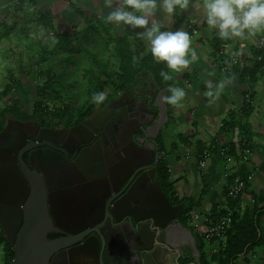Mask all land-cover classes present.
I'll list each match as a JSON object with an SVG mask.
<instances>
[{
	"label": "crops",
	"instance_id": "obj_1",
	"mask_svg": "<svg viewBox=\"0 0 264 264\" xmlns=\"http://www.w3.org/2000/svg\"><path fill=\"white\" fill-rule=\"evenodd\" d=\"M17 1L0 0V50L13 51L16 48L12 47L13 45L23 44L25 50L31 52L32 49L35 52L39 48L37 43L41 36L36 38L35 45H30L32 41L29 34L31 29L25 25L30 24V17H36V20L31 22L33 27L37 24L43 25L45 20L41 16L50 13L54 26L51 32L52 34L59 32L55 28L59 14H55V11L60 8L58 3L61 0H21L22 5L19 4V6H17ZM71 2L72 11L76 14L78 11L84 13L83 8H75L84 4L85 9L93 10L89 15L86 12L84 14L94 15L100 23L106 14L98 16L97 13H101L102 10L105 13L111 11L105 5L104 0H102V5L97 0H71ZM202 3L203 0H190L189 7L178 9L174 16L164 15L159 10L155 16V19L159 20L165 29L182 28L189 32L194 43L192 46L197 50L199 56V59L188 69L179 73L173 72L176 76L174 84L183 87L186 95L181 105L176 106L173 111V122L165 127L164 131L163 126L168 122H165L161 127L158 137L162 143L157 142L160 148V162L163 160L167 162L171 177L173 176L171 180L175 182V193L171 197L175 200L176 205L191 202L195 204L194 207L202 208L205 203V207H210L207 210L208 213L213 214L215 210L218 212L231 211L233 217L235 210L229 207L225 193L227 188L233 184L234 174L238 173L241 176L244 170L245 175L248 176L247 182L244 180L246 183L245 193L232 201H236V211L241 216L245 212L256 211L255 221L259 225L257 234L258 238L263 241L260 245L250 248L249 251L246 250L240 257V264H264V69L260 68L258 64L261 62L262 56H258V51L261 49L259 47L260 38L264 31H260L254 36L246 35L244 38L234 37L224 40L219 36L218 29H212L207 25L201 7ZM60 12L62 15L58 19L59 23H62L63 17L65 20L70 18L71 12ZM112 25L113 23H107L105 26L110 28ZM20 27L24 32L21 33V40L18 38L20 34L17 35ZM119 27L118 34L114 36L129 34L133 35L132 39H135V35L136 38H139L137 37L139 28L132 29L131 26L122 24ZM131 29L137 30L136 33H132ZM194 31L196 34L193 33ZM196 36L199 38L194 40ZM146 45L149 49L148 42ZM242 45L243 47H241ZM209 81L213 83L214 88L221 81L225 82V87L219 95L212 97L207 95ZM225 121L230 122L233 128L224 132L223 122ZM246 124L249 125V128L245 127ZM244 128L250 129L252 134L250 143L246 135L242 134ZM175 131L178 136L174 135ZM182 147L187 150L185 153L182 152ZM203 150L210 151L211 156L206 160L204 168L206 173L202 177V192L198 194V200H194V202L191 201L193 200V191L190 190L189 181L187 178L184 180L187 173L192 172L194 175V168H190V163L185 161L189 162L194 157L199 162V156ZM247 151L250 154L246 161L248 165L242 167L239 159ZM181 152L183 157L180 155ZM232 160L236 161L234 166H231L232 163H226ZM184 205L187 208V205ZM208 213H204V215ZM191 225L190 229L196 240L204 241L202 235L205 228H197L193 223ZM233 226L232 222L231 228ZM194 228L197 229L196 233ZM223 242L215 245L217 249L215 253L219 252ZM204 248H207L205 244ZM208 249L213 255L212 249L209 247Z\"/></svg>",
	"mask_w": 264,
	"mask_h": 264
},
{
	"label": "flooded vegetation",
	"instance_id": "obj_2",
	"mask_svg": "<svg viewBox=\"0 0 264 264\" xmlns=\"http://www.w3.org/2000/svg\"><path fill=\"white\" fill-rule=\"evenodd\" d=\"M140 80L136 85L130 86L116 96L109 97L110 93L107 96L108 99H105L103 106L96 105L95 110L80 122L66 121L49 124L43 119L36 120L35 122L39 125V131L42 133L30 140L22 149L24 151L22 159L31 172H35L41 176L39 172L42 170V174L43 172L49 174V181L45 180L47 187L45 195L49 209L52 205L53 213L56 211L58 214L57 221H55L51 213L54 225L61 224L70 231L77 230L79 229V224L82 225L92 221L89 218V214L95 211V216L93 215L92 217L94 218L93 228L102 224L105 231L111 235V248L104 254H99L95 240L93 239L94 235L86 236L83 234L86 231H82L77 235L79 236L78 240L82 239L81 242L77 244L75 242L69 249L59 252L61 253V260L58 264H115L113 257L115 258L114 252L118 250L115 247L117 238L124 239L128 245H130L131 240V244L137 243L136 239L134 240L136 236L132 228L133 222L127 218V215L131 213L136 219H141L147 214L134 212L131 209V207H135L133 206L134 202L148 207L154 200L158 199L155 193L160 189L171 204L177 206L171 195H167L163 191L158 178L159 169L156 170V167L160 163V159L159 163H156V158L157 155L160 158V148L157 144V138L161 132V128L158 132L156 127H153L150 132H146V129H149V125L144 126V124H141L142 122H149V120L155 119L154 114L151 113L152 111L158 112L155 125L158 121L162 124L165 122L163 96H160L158 101L159 108L156 109L149 101V79L144 80L141 77ZM145 101H147V108L143 107ZM91 118L95 122L98 121V124L94 123L93 125L95 131L89 130V133L93 136V140L90 144L79 148L80 152L84 151L87 154V158L78 161L77 158L72 160V156H70L68 162H58L60 170L63 172L62 174H67L70 177L55 178L54 175L57 171L58 163H56L55 159L47 161H41V159L43 154H56V149L60 150L61 147H54L52 143L54 141L49 142L47 137L66 133L67 135L61 136L62 138H57V141H63L66 143L68 149L71 150L75 145L71 141L70 136L76 137L75 134H72V129L82 125ZM89 136L81 135L79 137L88 139ZM31 155H33L35 167L30 164L29 158ZM17 165L20 167L21 163L18 161ZM39 169L41 170L39 171ZM78 173V176L72 177L71 175ZM89 177L92 179L91 181ZM104 177H111L112 180L105 184ZM77 181L78 183L82 181V183H77L76 186H66L69 183L73 184ZM61 184H65V187H61ZM106 190H130V202L122 204L120 200L124 194L118 196V191L107 194ZM29 196L23 200L22 209L29 202ZM11 202H15V200ZM11 202L9 204L12 206ZM111 210H114L116 219L111 214ZM184 214L180 216L179 220L185 216ZM123 217L125 224H117L116 220ZM96 221L98 222L95 223ZM141 225L147 226L146 228L154 236L152 223L147 221ZM182 225L186 227L183 223ZM188 229L192 231L190 228ZM56 232L57 229L55 228L54 232L48 234V239L51 241L71 239L66 238L62 232ZM183 243L182 239L180 244ZM81 244L84 247L79 249L77 246ZM188 244L190 245V242ZM151 246L152 252L159 258L158 260H160L161 264H201V260L199 261L194 257L195 253L190 249V246L189 249H182V246L179 245L174 252H171L163 244H156V241H153ZM12 249L14 251L13 247ZM62 252L65 255H62ZM127 253L128 256H131L132 251L129 252L128 250ZM138 263L137 258H135L134 264Z\"/></svg>",
	"mask_w": 264,
	"mask_h": 264
},
{
	"label": "water",
	"instance_id": "obj_3",
	"mask_svg": "<svg viewBox=\"0 0 264 264\" xmlns=\"http://www.w3.org/2000/svg\"><path fill=\"white\" fill-rule=\"evenodd\" d=\"M149 86V101L156 109H158L160 96L167 95L168 91L167 89L159 91V88L152 76L149 77ZM143 107L147 108V101L144 102ZM151 113L154 114L156 119L158 112L152 111ZM163 113L165 116V122H167V103L165 101ZM155 119L152 121L149 120V122L141 123L142 125L144 124V126L149 125V129H146V132H150L153 127H156L158 132L165 123L163 122L162 124L158 121L155 125ZM94 123L98 124V121L95 122L91 118L85 121L82 125L72 129V134H75L76 137L72 135L70 136L71 141H73L75 145V147L71 150L68 149L66 143L63 141H57V138H62L61 136L67 135L66 133L55 134L52 137L48 136L47 140L49 142L54 141L52 142L54 147L59 146L61 149H56V154L54 153L53 155L43 154L41 161L55 159L56 163H66L68 162V158H70V156H72V160L76 158L78 161L83 160V158L86 159L87 154L84 153V151L80 152L79 148L92 142L93 136H91L89 130L95 131L93 129ZM41 133L42 132L39 131V125L35 121L22 123L17 120L10 119L7 121L5 129L0 134V226L6 241L14 248V259L12 264H58L61 260V253L59 252L69 249L75 242L76 244L81 242L82 239L78 240L79 236L77 235H79L82 231H86L83 233L86 236L91 234L94 235L93 239L95 240L98 253L104 254L111 248V235L105 231L102 224L93 228L94 218L92 217L93 215L95 216V211L90 212L91 214H89V218H91L92 221L82 225L79 224V229L77 230L70 231L64 225L53 224L51 213L55 221H57L58 214L56 211L53 213V206L51 205L49 209V205L46 202L45 192L47 187L45 180L49 181V174L46 172H43L42 174L41 169H39V171L41 170L39 172L41 176L37 175L35 172H31L22 159L24 152L22 149L30 140L34 139ZM81 135L90 136L88 139H83L80 138ZM53 138L55 139L52 140ZM74 151L75 153H73ZM156 159V163L158 164L160 159L159 155H157ZM18 161L21 163L20 167L17 165ZM29 161L30 164L35 167L33 155L30 156ZM157 169L158 167H156V170ZM62 173L63 172L60 170V164L58 163L57 171L54 177L59 179L70 177L67 174ZM71 175L74 177L76 175L78 176L79 173ZM51 176L53 175L51 174ZM89 179L90 181L92 180L90 177ZM103 180H105V184H107L112 180V178L104 177ZM77 183L78 181L73 184L69 183V185L66 186H76ZM64 185L61 184V187H65ZM116 191L118 190H106V193L108 194ZM129 192L131 193L130 190L118 191V196L124 194L120 200L122 201V204L130 202L131 194ZM155 195L158 199L154 200L149 205L150 207L142 206L137 202H134V208L131 207L134 212H140L143 214L147 213L145 217L136 219L133 214L130 213L127 215L125 213L127 218L133 222L132 228L134 235L136 236L134 240L136 239L137 243L135 242L133 245L131 244V240L130 245H128L124 239L117 238L118 243H115V247H117L118 250L117 252H114L115 258L113 257L115 264H134L135 258H137L139 262L138 264H161L160 260H158L159 258L154 255V252H152L151 244L153 241H156V244H163L167 246L171 252H174L179 245L182 246V249H189L190 246V249L195 253L194 257L200 261L201 255L196 238L194 237L192 231L184 227L179 220L180 216L184 214L186 206L184 204L177 206L172 205L160 189L157 190ZM28 196L29 202L22 209L21 206L23 200ZM13 200H15V202H11ZM9 202L12 203V206ZM111 214L115 218L114 210H111ZM147 221L152 223L154 227V236L150 233L151 231L146 228L147 226L141 225L143 222ZM97 222L98 221L95 223ZM116 222L117 224H125L124 217L116 220ZM55 228L57 229L56 233L62 232L65 234L66 238H71L69 239L71 242L65 239L56 241L49 240L47 236L49 233L54 232ZM182 239L184 243L180 244ZM188 242H190V245ZM77 247L80 249L83 248L84 245L81 244ZM128 250L129 252L132 251L131 256L127 255ZM63 252L62 255H65Z\"/></svg>",
	"mask_w": 264,
	"mask_h": 264
},
{
	"label": "trees",
	"instance_id": "obj_4",
	"mask_svg": "<svg viewBox=\"0 0 264 264\" xmlns=\"http://www.w3.org/2000/svg\"><path fill=\"white\" fill-rule=\"evenodd\" d=\"M22 5V4H21ZM19 6V5H17ZM78 16L82 18L86 27L84 28L85 34H93L98 36L99 35V28L96 24L93 23L95 19H97L94 15L87 16L84 13L78 11ZM42 19L45 20V24L47 27L54 28L53 26V18L50 13L43 14ZM100 25V24H99ZM54 32V31H53ZM80 32L75 27L74 32H54L52 34V46L53 50H63L68 51L71 50L73 46L76 45L78 39L80 37ZM108 38L109 45H114V56H116L118 60V70L111 71L108 66H103L101 63L98 64V57L97 55H88L90 61H94L95 64L91 68L87 69L84 73V78L87 83V99L85 103L77 110L76 118L74 120H68V122H80L83 119L87 118L94 110L96 105L103 106L104 102L101 104H95L92 101V95L95 92L110 90L109 97H113L118 95V93L123 92L125 89H128L130 86L136 85L139 81H141V77L144 80H148L150 76L153 77L156 85L158 86L159 90H166L168 89V85L174 84V74L171 73L173 79L170 81H164L163 78L160 76L161 70L169 71L166 67L164 62L157 63L156 60L150 53V50L146 47L145 44L146 39L144 38H136L135 40L131 38V35H122V36H113L106 34ZM99 37V36H98ZM42 39H40L37 43L38 50L37 55L31 49L32 53V60L36 61V65L38 68L41 67L42 64L48 61L49 53L51 54L53 51L49 49L46 44L41 43ZM79 44V42H78ZM262 55V56H261ZM37 56V57H36ZM136 56L139 59L134 62L133 57ZM258 56H261V62L258 63L259 67L264 69V49L261 48L258 51ZM38 58V59H36ZM39 75L44 74L46 75V80L43 88H40L38 96L42 99L40 102H36L33 106V111L31 114L23 111L19 105H14L8 108L0 109V134L6 127L7 121L9 120V116L11 115L14 120L19 122H28V121H36L43 119L46 120V113L47 109L44 106V100L50 101V97L56 93L55 87L57 82L60 81V76H57L52 70H47L43 72L40 70L38 72ZM16 77L14 73H10L9 76V83L5 86V89L0 93V98H7L11 95L14 88L17 86L16 84ZM167 95H170L168 92ZM60 95L56 96L57 99H60ZM108 99V97H107ZM176 106L167 103V114H168V124L173 122V111ZM57 111V113H56ZM51 115L57 118L59 121L64 122L65 113L61 110H55L51 113ZM247 128L249 125L246 124ZM233 126L230 122L225 121L223 122V129L225 131H229L232 129ZM244 128L242 134L246 135L248 142L250 143L252 139V134L250 133V129ZM157 141L161 142L160 137L157 138ZM188 141V139H186ZM176 145V144H175ZM205 150L202 151V153ZM158 178L161 184L163 191L167 195H174V186L175 182L171 180L170 169L166 161H161L158 165ZM239 176V174L235 173L233 177ZM243 180L247 182L248 176L245 175L244 170L240 176ZM230 187V186H229ZM229 187L226 190L225 198L228 202L229 207L235 210L234 217H233V227L228 231V235L226 240L223 242V245L220 246L219 252L216 254H211L210 260H206L204 256V242L198 239V248L201 253V264H240V257L244 252L247 250L249 251L250 248H253L257 245L262 243V239L258 238V228L259 225L255 221V216L257 215L256 211H248L241 216V214L236 211V201H232V199L227 198V192ZM206 193V191H204ZM240 198V197H239ZM238 199V198H237ZM187 205V209L185 211V216L190 215L193 211L195 204L191 202H183ZM226 212L223 211H213V215L215 216H223ZM240 215V216H239ZM185 220H188L186 217ZM0 247L3 248L7 264H12L14 259V251L12 246L6 241L5 236L0 227Z\"/></svg>",
	"mask_w": 264,
	"mask_h": 264
},
{
	"label": "rangeland",
	"instance_id": "obj_5",
	"mask_svg": "<svg viewBox=\"0 0 264 264\" xmlns=\"http://www.w3.org/2000/svg\"><path fill=\"white\" fill-rule=\"evenodd\" d=\"M84 1V0H83ZM102 5V0H97ZM58 5L60 8H57L58 11H55V14L58 13L59 18L61 17L62 13L60 11H66L71 12L70 18H65L61 20L62 23H59V18L57 19V24L55 25L56 30L59 32L68 31L70 33L74 32L75 27L80 32V37L78 39V42L75 46L71 48V50L63 51V50H53L52 46V30L51 28L47 27L46 24H37V26L33 27L32 21L35 18L30 17V24L25 25L26 27L30 28V36L32 37V41L30 45L35 43V40L38 36H41L43 44H46L49 49H52V53H49V59L47 62L41 65L40 68L36 65V61L32 60V53L25 50L23 44L18 45L15 44L12 47H16L13 49V51H2L0 50V93L5 89V86L9 83V76L10 73H14L16 77V84L17 86L12 91L11 95L7 98H0V109L8 108L14 105H19L21 109L29 114L33 111V106L36 102H40L42 99L38 96L40 88H43L44 82L46 80V75L44 74L39 75L38 72L42 70L43 72H46L47 70H52L53 73H55L57 76H60V81L57 82L55 91L56 93L53 94L50 97V101H43L44 106L47 109L46 113V122L47 123H55V122H61L57 118L53 117L51 115L52 112L55 110H61L64 111L65 118L64 122L68 120H74L76 118L77 110L85 103L87 99V83L84 78V73L87 69L94 66L95 62L90 61L89 54L90 55H97L98 57V64H102L103 66H108L111 71H117L118 70V60L116 56H114V45H109L108 38L106 34L109 35H116L118 34L117 29H120L119 26L113 23L112 27L107 28L105 26L107 23H105V19L101 23L98 19H95L93 21L94 24H96L99 28V37L93 34H85L84 28L86 24L82 20L81 17H79L74 11H72L71 0H61L59 1ZM76 6V5H75ZM74 6V7H75ZM84 9V13L86 12L87 15L93 11L92 9H85L84 4L78 5L75 8ZM99 13V12H98ZM97 15H104L107 13L102 10L101 13ZM163 13V12H162ZM165 15V13H163ZM78 17H77V16ZM29 18V17H28ZM102 18V17H101ZM26 23V22H25ZM100 24V25H99ZM105 24V25H104ZM111 24V23H110ZM113 28V29H112ZM122 29H124L122 27ZM130 30V29H128ZM137 30H132V33H136ZM143 29L139 28L138 33L142 32ZM21 33L23 32V29L21 27L19 28L20 36L18 38L21 40ZM122 33V32H120ZM137 33V37H141ZM131 34V33H130ZM133 37V35H131ZM136 39V35L134 37ZM199 36H196L194 40H197ZM134 39V40H135ZM146 44V42H145ZM194 44V43H193ZM11 45V44H9ZM9 45H7L9 47ZM35 45V44H34ZM36 49V48H35ZM200 53V51H199ZM202 53V51H201ZM35 54L37 55V52L35 51ZM37 57V56H36ZM38 59V58H36ZM176 78V76L174 75ZM107 93V96L110 94V90H105ZM61 96L60 99H57L56 96ZM106 96V98H107ZM57 113V111H56ZM14 118L10 115L9 118ZM168 123L163 126V131L165 130V127H168ZM165 133V132H164ZM175 136H178L177 131L174 133ZM182 152L185 153L187 150L185 148H181ZM182 152L180 155L183 157ZM183 160H185L183 158ZM187 163H190V168H194V175L192 172L185 176L184 180L186 178L189 181L190 190L193 191V197L191 201L198 200V194H201L203 189V183H202V177L205 175L206 171L198 168V161L196 158L192 157L189 162L185 161ZM240 164L242 167H246L248 165L247 162H244L243 157L241 156L239 159ZM228 164H231V166H234L236 164L235 160H232L231 162H226ZM227 164V165H228ZM189 167V166H188ZM206 167V166H205ZM208 169V168H207ZM173 179V176L171 177ZM198 184V185H197ZM194 201V202H195ZM204 206L202 208L194 207L193 211L190 213V215H186L188 217V220H185L186 217H182L180 220L181 222L187 227L190 228L191 223H193L197 228H205V225L201 222V219L204 215V213H208V209L210 207H205V203H203ZM202 209V210H199ZM196 216H199V218L196 219ZM196 230L194 228V232L196 233ZM194 233V234H195ZM201 241V240H200ZM204 242V241H203ZM218 243L221 242H214L213 244H207L205 242V246L207 248H203L204 250V256L206 260H210L211 252L208 249L213 250L216 249L215 245H218ZM212 246V247H211ZM214 253V252H213ZM216 254V253H214ZM0 264H7L6 254L3 250V248L0 247Z\"/></svg>",
	"mask_w": 264,
	"mask_h": 264
},
{
	"label": "clouds",
	"instance_id": "obj_6",
	"mask_svg": "<svg viewBox=\"0 0 264 264\" xmlns=\"http://www.w3.org/2000/svg\"><path fill=\"white\" fill-rule=\"evenodd\" d=\"M104 3L111 9L104 17L106 23L143 29L138 34L148 42L151 55L157 63L164 62L169 70L162 69L160 72L164 81L172 80V72H182L199 59L189 32L182 28L165 29L164 25L155 19L158 10L168 16H174L178 9H187L190 0H104ZM201 7L207 25L218 29L219 36L224 40L254 36L264 31V0H203ZM138 59L133 57L134 62ZM224 87V81L215 88L209 81L207 95H219ZM167 91L170 95H164L162 99L179 107L186 95L185 89L170 84ZM106 96L105 91L95 92L92 101L101 104Z\"/></svg>",
	"mask_w": 264,
	"mask_h": 264
},
{
	"label": "built area",
	"instance_id": "obj_7",
	"mask_svg": "<svg viewBox=\"0 0 264 264\" xmlns=\"http://www.w3.org/2000/svg\"><path fill=\"white\" fill-rule=\"evenodd\" d=\"M17 5L21 4V0H18ZM196 34V32H193ZM260 48L264 49V32L262 37L260 38ZM249 151L243 156L244 162H246L249 158ZM211 156V152L205 150L199 156L198 168L204 169L206 166V160ZM246 190V183L240 176H235L233 184L229 187L227 192V198L236 200L241 197ZM199 216H196V219ZM201 222L205 225V231L203 233L204 243L213 244L214 242H223L226 240L228 231L231 228L233 222V213L231 211L226 212L223 216H215L211 213L203 215ZM194 225V224H193ZM213 252H217V249L213 250Z\"/></svg>",
	"mask_w": 264,
	"mask_h": 264
}]
</instances>
